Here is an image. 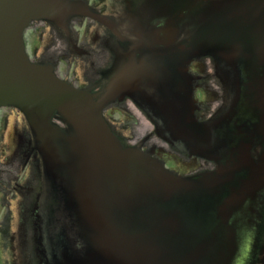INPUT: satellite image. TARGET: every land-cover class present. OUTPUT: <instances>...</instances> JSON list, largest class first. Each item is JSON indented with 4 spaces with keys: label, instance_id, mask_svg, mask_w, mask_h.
Instances as JSON below:
<instances>
[{
    "label": "water",
    "instance_id": "95a60500",
    "mask_svg": "<svg viewBox=\"0 0 264 264\" xmlns=\"http://www.w3.org/2000/svg\"><path fill=\"white\" fill-rule=\"evenodd\" d=\"M157 2L154 24L136 14L138 32L151 27L154 45L139 46L141 64L97 97L30 61L23 31L42 21L68 34L71 17L104 19L82 0H0V108L15 109L38 143L61 217L55 264H249L264 190V153L250 156L264 148V0ZM200 58L213 61L256 135L226 146L216 123L195 118L187 67ZM133 87L156 98L162 117L147 122L159 124L163 139L227 148L214 170L174 175L122 145L101 110Z\"/></svg>",
    "mask_w": 264,
    "mask_h": 264
},
{
    "label": "flooded vegetation",
    "instance_id": "af4514ba",
    "mask_svg": "<svg viewBox=\"0 0 264 264\" xmlns=\"http://www.w3.org/2000/svg\"><path fill=\"white\" fill-rule=\"evenodd\" d=\"M85 1L94 13L104 19L105 23L88 17L74 16L68 22V34H66L51 24L33 21L29 26L31 25L35 31L47 33L52 39L46 48L47 52L54 46L52 42L54 40L59 43V49L56 50L57 52L48 53V55L46 53L40 55L35 51H26V54L32 62L46 57V63L51 65L53 74L58 79L76 89L88 90L91 94L100 97L118 75L129 71L130 68H137L141 64L142 59L138 55L141 51L137 49L139 46L154 45L151 27L147 26L143 32H138L137 22L139 20H137L136 14L139 10L142 11L145 20L154 24L158 21L156 20L158 0H119L122 5L120 12L108 9L103 1L96 3ZM144 50L145 53L152 51L145 48ZM65 64L67 65L65 66ZM211 69L212 74H210ZM187 73L193 78V99L195 100V95H198L196 99L201 101V103H197L195 100L197 110L194 112V116L199 122L216 123L215 135L224 141L226 146L231 140L238 141L240 137L256 135L258 129L256 121L248 112L242 111V107L237 103L236 106H231L230 99L233 94L225 86L211 59L194 60L188 65ZM211 82L216 86L213 90L210 88ZM155 99L147 89L133 87L108 103L101 110V116L111 133L121 143L130 138L125 140L111 123L115 112L128 116L130 119H134V116L141 118L142 123L151 127V131L131 145L159 161L165 169L174 175L189 177L214 170L216 167L215 157L225 154L227 148H216L215 144L208 148H193L180 141L170 143L167 139H163L162 136L165 138L166 134L162 132L159 124L147 123L150 119L155 121L162 117V113L156 109L155 102L157 101ZM0 110H8V108ZM243 112H245L244 115ZM241 113L243 117L239 118ZM14 122L15 125H18V135L13 140L11 156L15 159L19 157L17 178L23 176V179L25 177L27 181L22 180V186H19L17 182L10 183V192L13 193L18 213H20V227L25 238L22 242L23 247L25 246L26 249V245H30V249L23 253L24 258L28 264H32L33 259L35 264H43V256L39 257L36 249L43 246L46 248L49 245L56 246L57 243L50 237H47V240H42L41 235L37 236V229L39 231L40 226L45 224L43 220H40L41 216L49 213V211L46 214L41 211V208L37 206V198L42 196L45 201H50L49 204H51L54 195L47 182L38 153V143L32 132L19 115ZM51 123L64 129V126L55 119H52ZM150 135H158V140L168 148L150 144L147 139ZM263 153L264 148H252L250 156L253 159H259ZM35 183L38 186L37 192L34 191ZM260 205L258 224L263 221L262 217L264 219V190ZM256 253H253V257H251L252 263L254 260H258ZM249 264L251 263L249 262Z\"/></svg>",
    "mask_w": 264,
    "mask_h": 264
},
{
    "label": "rangeland",
    "instance_id": "374dc122",
    "mask_svg": "<svg viewBox=\"0 0 264 264\" xmlns=\"http://www.w3.org/2000/svg\"><path fill=\"white\" fill-rule=\"evenodd\" d=\"M86 2L85 0H82ZM92 3L102 2L104 5L111 10L114 11H122V5L119 0H87ZM50 37L47 33L35 31L34 28L28 26L23 31V45L24 51H35L37 54H42L50 52H57L59 49V43L57 41H52L54 46L47 52L46 48L50 44ZM57 50V51H56ZM27 56V54H26ZM46 57L35 61V63H46ZM67 64H65L66 66ZM60 67V64L58 65ZM66 68V67H65ZM68 69V67H67ZM70 69V68H69ZM210 74H212V69L210 70ZM211 90L215 89V84L211 82ZM198 95H195V100L197 103H201V101L196 98ZM8 110H0V264H28L25 260V256L23 253L27 252L30 249V245H26V249L23 247V240L25 239L23 236L22 228L20 227V213H18L16 200L14 201L13 193L10 192V183L17 182L19 186H22V180L27 181V179L23 176L17 178V171L19 166V157L15 159L11 156L13 151V140H15V136L18 135V125H15V119L18 117H22L15 109L9 107ZM1 109V108H0ZM12 109L13 111L9 110ZM134 116V115H133ZM102 117V116H101ZM111 119V123L115 127V129L122 135V137L130 138L128 141H123L122 145L124 147H132L131 144L142 139L146 134L151 131V127L142 123L141 118L134 119L128 118L121 113L115 112V114ZM103 119V118H102ZM148 123V122H147ZM16 129V130H14ZM150 144L162 146L163 148H168L158 140L155 135H150L148 138ZM119 140V139H118ZM37 183L34 185V191L38 190ZM37 206L41 208L43 213H49L45 216H41L40 220L44 221V226L41 225L39 231L37 229V236L41 235L42 240H47V237H50L55 240L60 236V220L59 212L57 210V203L52 200V206L50 201H45L42 196L37 198ZM51 209H49L50 207ZM38 213V212H37ZM263 220V221H262ZM262 222L259 223V227L255 228V235L253 246L251 250V257H253V253H256L257 250H260L256 253L257 261L252 260L250 258L249 262L251 264H264V219L262 217ZM46 237V238H43ZM41 240V241H42ZM44 244V241L42 242ZM262 246V247H261ZM260 247V248H259ZM25 249V250H24ZM37 255L42 257L44 260L43 264H55V256L56 251L51 249V246H47L46 248L43 246L42 248H37ZM256 251V252H255ZM54 252V253H53ZM44 254V255H43ZM51 256L53 258L51 259ZM32 264H35L33 259Z\"/></svg>",
    "mask_w": 264,
    "mask_h": 264
},
{
    "label": "bare ground",
    "instance_id": "6f19581e",
    "mask_svg": "<svg viewBox=\"0 0 264 264\" xmlns=\"http://www.w3.org/2000/svg\"><path fill=\"white\" fill-rule=\"evenodd\" d=\"M107 23V22H106ZM96 36V35H95Z\"/></svg>",
    "mask_w": 264,
    "mask_h": 264
}]
</instances>
